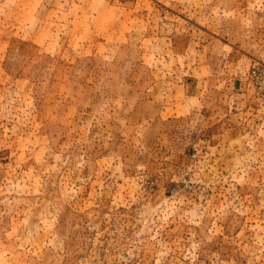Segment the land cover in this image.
<instances>
[{
  "label": "rangeland",
  "instance_id": "obj_1",
  "mask_svg": "<svg viewBox=\"0 0 264 264\" xmlns=\"http://www.w3.org/2000/svg\"><path fill=\"white\" fill-rule=\"evenodd\" d=\"M0 264H264V0H0Z\"/></svg>",
  "mask_w": 264,
  "mask_h": 264
}]
</instances>
